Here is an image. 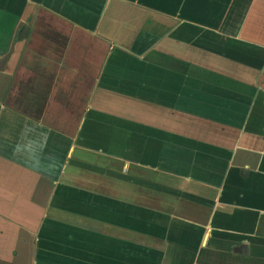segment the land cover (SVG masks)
<instances>
[{
    "label": "crops",
    "instance_id": "crops-1",
    "mask_svg": "<svg viewBox=\"0 0 264 264\" xmlns=\"http://www.w3.org/2000/svg\"><path fill=\"white\" fill-rule=\"evenodd\" d=\"M0 264H264V0H0Z\"/></svg>",
    "mask_w": 264,
    "mask_h": 264
},
{
    "label": "water",
    "instance_id": "water-1",
    "mask_svg": "<svg viewBox=\"0 0 264 264\" xmlns=\"http://www.w3.org/2000/svg\"><path fill=\"white\" fill-rule=\"evenodd\" d=\"M27 32H29V25L28 24L24 26L23 30L21 31V34L23 33L25 35ZM21 37H22V35H21Z\"/></svg>",
    "mask_w": 264,
    "mask_h": 264
}]
</instances>
